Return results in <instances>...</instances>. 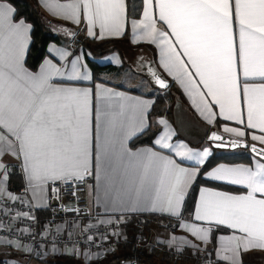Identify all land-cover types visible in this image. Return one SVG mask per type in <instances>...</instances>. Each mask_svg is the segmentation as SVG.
<instances>
[{"label": "snow or ice", "instance_id": "6c2138e0", "mask_svg": "<svg viewBox=\"0 0 264 264\" xmlns=\"http://www.w3.org/2000/svg\"><path fill=\"white\" fill-rule=\"evenodd\" d=\"M142 3L143 18L131 22L134 36L157 45L160 66L179 83L208 124L222 118L239 125L223 127V132L233 138L213 131L209 139L216 148L243 146L253 154L249 165L220 164L206 171V179L243 186L244 193L201 188L194 221L206 226L179 224L205 245L222 226L233 230L231 235L219 237L223 243L216 254L227 264H245V256L264 254V0ZM46 5L66 20L86 22L87 36L96 39L105 34L121 35L127 22L126 0H46ZM16 17L10 3L0 2V205L19 202L28 211H18L13 219L35 221L34 209L49 206V188L51 198L60 199L59 185L76 197L79 186L91 178L95 185H88L90 195L95 194L97 205L103 200L107 219H98L97 225L88 227H118L138 212H160L181 220L186 190L197 181L201 169L181 167L173 156L163 155L154 147L197 166L206 165L210 149L173 143L176 133L163 115L155 121L163 128L156 133L153 147H130V141L151 130L154 102L127 97L99 83L95 89L53 83L56 77L93 79L81 59L83 54L70 59L73 54L67 49L53 46L48 50L65 61L64 65L45 59L38 71H29L24 57L33 26L24 17ZM148 71L159 89L169 88L164 78L151 68ZM94 98L99 102L95 108ZM249 135L258 143H249ZM17 169L24 187L14 195L7 186ZM153 188L164 195L150 198ZM64 210L82 214L78 207ZM20 231L33 238L36 235L28 229ZM112 234L120 235L116 231ZM0 239L17 251L32 250L18 239ZM92 239L88 236L89 241ZM177 242V251L184 247L197 254L205 251L185 237L173 236L168 244L171 247ZM65 254L81 255L75 247Z\"/></svg>", "mask_w": 264, "mask_h": 264}, {"label": "crops", "instance_id": "0c3cea01", "mask_svg": "<svg viewBox=\"0 0 264 264\" xmlns=\"http://www.w3.org/2000/svg\"><path fill=\"white\" fill-rule=\"evenodd\" d=\"M37 1L42 11L45 13V15H47L48 17L52 19L75 26L76 28H78V33L84 34L91 44V45L88 43L85 44L84 42L78 43L76 42V38L72 40L65 38L59 41H50L48 43L47 54L43 58L40 65L45 61V59H52L53 63H55L57 66H62L66 63L65 61H60L58 57H54L52 54L49 53L48 51L49 48L54 46L55 48L67 49L69 52H71L73 55L70 57V59H75L77 55L83 54L81 56V59L83 63L87 66L88 71H90L93 75V79L91 81H68L66 79L56 77L54 78L53 83H57L65 87H81V88H93V89H95V85L99 83V84L105 85L108 88H113L118 92H123L126 94L127 97H130L133 99L139 98V99L151 100L155 104L157 95L164 94V92H166L168 89L167 90L159 89V86L155 84V78L148 71V69L151 68L158 75L164 78L167 83H168V80L170 82L172 81L173 86L175 87V89H173L172 91L170 98L165 100L164 106H166L167 108L158 113L151 112L152 128L156 129L157 132L163 128V126L158 127L155 123L157 118L163 115L166 119L170 121L172 129L176 133L172 141L173 143L184 142L189 147H192L193 149H196V150H202L204 147H208L211 151V154L214 152V150H217L219 152L231 151L227 149H221V148L214 147L211 143V140L206 138V132L208 128H214L224 133L223 127L225 125L229 127H237L239 125L235 124V122L233 121H225L222 118H219L216 123L210 125L199 115V113L195 110V108L193 107L191 103V98L184 92L183 88H181L179 83L176 82L172 77L168 76V74L160 66L159 64L160 53H159V48L157 47V45L151 42H148L146 40L137 39L134 36L133 30H132V24H131L132 20L134 19L128 20V17H127L125 29L121 35L109 36L105 34L104 38L96 39V38L87 36L86 22L82 21L80 24H76L73 21L66 20L62 18L61 16L56 15L53 11H51L46 5V0H37ZM0 2L10 3L14 7V5L7 0H0ZM57 2L58 3H69V2H72V0H57ZM155 15L158 17V10H155ZM142 18H143V11H142L141 17L137 18L136 20H139ZM28 23L31 24L30 22ZM159 26L161 25L158 23V27ZM95 31L99 33V26L96 27ZM31 33L32 31L29 34L28 50L30 48V44L32 40ZM28 50L24 57V66L29 71L36 72L39 70L40 65L37 70H32L26 64V57L28 54ZM93 50L95 51V53L92 52ZM99 52H101L102 54H99V55L96 54ZM87 57L94 59L96 62H98L99 64L103 66L102 68L96 71V74H94L93 70L91 69L88 63ZM115 61H119V63H116ZM68 67L70 68V65H68ZM97 103L99 102L94 98L93 100L94 108ZM252 131H255L256 134H259L258 130H252ZM224 134L231 136V134L229 133H224ZM155 138L156 136L154 137V139ZM248 140H250V135L248 137ZM142 147H153V144L140 145L136 148H142ZM154 150L162 152L163 155L173 156V158L176 159L177 163H180L181 167H185L189 169L196 168V167L201 168V166H197L192 161H181L179 157L174 156L173 153H170L166 149H160L159 146H155ZM250 162L232 163V162L221 161L215 164L214 166H212L209 170H211L212 168L220 164H225L228 166H237V165H249ZM203 176L206 178V172L204 173ZM20 180L23 185L22 177ZM215 182H219V181H215ZM219 183L227 184L225 182H219ZM88 185H95V181L91 178L87 181L86 193L91 201V204L98 211H100L101 214H103L105 219H107V217L104 215L103 200H101L100 204L97 205V203L95 202V194L90 195ZM192 186L189 189H187L185 193V200L182 205L183 215H182L181 220H178L176 217H173L167 214H161L160 212H138L136 214H147V215L152 214L153 216H156V218L158 219L165 220V223L167 224L165 225L163 229H161L162 233L155 237V239L158 242H161L163 244L165 243V245L169 246L168 241L173 236H175L176 238L185 237L189 240H192L195 243L200 244L201 248L205 250L199 253L200 259L205 257V254L207 253V256L211 258V262L213 264L215 260H219V257L217 256L216 251L217 249L221 247V244L223 243L219 240V237L222 235L223 236L231 235L233 230L229 229V231L218 232L217 237H216V243L212 245V242H210L207 245H205L202 241H197L191 235L190 232L179 227V224L195 222V223L200 224L201 226H206L205 222L194 221L195 206L199 202L201 188H210L215 191L228 192L233 195L242 194L246 190L243 188V186H240V185H232V186L242 189L239 191H235V190H230V189H225V188H221L218 186L210 185L207 183L202 184L197 192V198H196L193 212L188 216V214L184 213V205H185L186 198ZM7 187H8V191L13 193L14 195L16 194V190L12 189V185H10V181L8 182ZM29 195L31 197L32 193L30 192ZM100 195L101 197H103L102 191ZM157 195L163 196L164 193L163 191H161L160 193H157L155 191V188H153L149 193L150 198H153V199ZM33 202L38 203V200L33 201ZM47 204H48V201H47ZM40 208H47V207H40ZM118 218L119 217H117V219ZM153 232H155V230H153ZM171 247L177 248L178 242L173 243ZM47 248H50V249L48 250V254L46 258L52 255L66 253V252H62L61 250H59V247H56V246H47ZM80 253L81 255H75V256L86 262L90 260L94 261L98 257H100L98 256L97 258H94L93 256H89L84 251H81ZM84 254H87V255H84ZM0 255H1L0 259L17 258L15 257L17 255L25 256L28 258L26 253L17 251L14 247L7 246V244L3 240H0ZM17 259L21 260L20 258H17ZM244 259H245V264H264V254L252 253L250 255L245 256ZM219 261L227 264V262L225 261H222V260H219ZM38 264H44V263L38 262Z\"/></svg>", "mask_w": 264, "mask_h": 264}, {"label": "trees", "instance_id": "16d2710c", "mask_svg": "<svg viewBox=\"0 0 264 264\" xmlns=\"http://www.w3.org/2000/svg\"><path fill=\"white\" fill-rule=\"evenodd\" d=\"M11 2L17 12V19L24 17L25 20L30 22L33 26L31 33V44L26 57V64L32 70H37L43 58L47 54V45L50 41H59L65 39L64 37L57 34L60 30L56 24L55 19H52L45 15L42 11L37 0H7ZM128 5V20L140 18L143 11L142 0H126ZM46 18V20H45ZM76 42L85 44H90V41L85 37L84 34L78 33L76 37ZM91 45V44H90ZM90 48V47H89ZM88 48V49H89ZM91 49V48H90ZM92 50V49H91ZM92 52L95 53L93 50ZM96 54H102L101 52ZM88 63L93 70L94 74L96 71L103 66L96 62L94 59L87 57ZM170 83V84H169ZM169 88L164 94H158L156 97V102L151 110L152 113H158L165 110L167 107L164 106L165 100L169 99L172 90L175 89L173 82L168 80ZM156 129L151 128L147 133L138 136L134 140L130 141V147L136 148L140 145L152 144L154 137L156 136ZM251 141V140H249ZM252 160V154L248 149H238L231 150L227 152H219L214 150V152L208 158L206 165L201 166V173L197 181L193 184L184 205V213L188 216L193 212L198 189L202 184H210L218 186L225 189L239 191L241 188H237L230 184H223L215 181L206 179L203 175L212 166L221 161L226 162H250ZM21 175L19 170L15 171V174L10 177V185H12L13 190H17L19 187L24 186L21 183ZM38 212L41 218H44L48 213V208H38ZM156 218L152 214H133L128 219L126 224H123L127 236L121 238L114 251L101 255L96 260L83 261L75 255H68L65 253H60L56 255L49 256L44 259H40L41 263L44 264H117L123 259H133L136 258L145 264H155L158 257L167 262H175L176 264H202L203 260L208 259L205 257L200 259V254L195 253L191 248L184 247L182 251H177V248L169 247L161 242H157V245H153L148 242V237L144 236L142 230H140L139 222L142 219H152ZM148 232L150 228L148 223H146ZM220 231H229L225 227H221L218 231H214L212 237V245L216 243V237ZM139 234V235H138ZM211 254V252H210ZM219 260H215L213 264H217ZM219 264H226L219 261Z\"/></svg>", "mask_w": 264, "mask_h": 264}, {"label": "built area", "instance_id": "2783aa9c", "mask_svg": "<svg viewBox=\"0 0 264 264\" xmlns=\"http://www.w3.org/2000/svg\"><path fill=\"white\" fill-rule=\"evenodd\" d=\"M23 187H19L15 195H19L23 191ZM59 187L61 188L60 199L51 198V188H49L48 213L44 218H41L38 209H34L35 221L13 219L18 211H28L27 206L21 205L19 202L6 201V204L0 205V224L4 226L0 228V238L18 239L32 249L30 252H24L28 256L26 260L2 258L0 264H34L35 259L47 256L50 249L47 246L59 247L62 252L75 247L79 252L84 251L94 258L114 251L119 241V236L112 234L114 231L118 232L116 225L88 227L90 224L97 225L98 219L105 218L91 204L86 193L87 183L79 186L76 197H73L70 191L65 190L63 185H59ZM28 196L31 198L29 194ZM77 207L82 214L77 215L75 212L64 210V208ZM21 229H28L29 232L36 233V235L33 238L28 233H21ZM46 229L47 231H45ZM85 229L87 230L85 231ZM88 236H92L93 239L89 241ZM105 236L107 239L104 238ZM206 260L211 261V258L208 257ZM117 264L145 263L133 258L123 259Z\"/></svg>", "mask_w": 264, "mask_h": 264}, {"label": "rangeland", "instance_id": "374dc122", "mask_svg": "<svg viewBox=\"0 0 264 264\" xmlns=\"http://www.w3.org/2000/svg\"><path fill=\"white\" fill-rule=\"evenodd\" d=\"M146 223H148V225H149L150 232H148ZM139 224H140V230H142L141 232H143L144 236L148 237V242L149 243H152L153 245H157V242L158 241L155 239V237L162 233V230L161 229H163L167 223H165V220H161V219H158V218H152V219H149V220L142 219L139 222ZM116 229L120 233L119 240L121 238H125L127 236V232H126L123 224H121L118 227H116ZM153 230H155V232H153ZM15 257L20 258L21 260H26V258H27L25 256H18V255L15 256ZM41 259H44V258H41ZM38 262H41L39 258H37V259L34 260V264H38ZM102 264H106V263L105 262H102ZM155 264H176V263L175 262H167V261L162 260L160 257H158L156 259V261H155ZM187 264H189V263H187ZM202 264H212V262L211 261H208V260H203V263Z\"/></svg>", "mask_w": 264, "mask_h": 264}, {"label": "water", "instance_id": "95a60500", "mask_svg": "<svg viewBox=\"0 0 264 264\" xmlns=\"http://www.w3.org/2000/svg\"><path fill=\"white\" fill-rule=\"evenodd\" d=\"M45 20H46V18H45ZM55 24H56V26L60 29V30L57 32L58 35H60V36H62V37H64V38H67V39H71V40L77 37V35H78V28H76L75 26H72V25H70V24H68V23H64V22H61V21H55ZM66 33H74V35H69V34H66ZM213 131L217 132V134H222L223 136H225L226 139L233 138V137H231V136H229V135H226V134L222 133V132L219 131V130H216V129H214V128H208V129H207V132H206V138H207V139H209V137H210V135H211V133H212ZM209 140H210V139H209ZM248 142H249V143H258V142H252V141H249V140H248ZM211 143H212V145L215 147V142L211 141ZM242 148H243V149H248V148L243 147V146H241V147H239V148H230V147H226V148H221V149H227V150H238V149H242ZM248 150L250 151V149H248ZM250 152H251V151H250ZM251 154H252V153H251ZM252 155H253V154H252Z\"/></svg>", "mask_w": 264, "mask_h": 264}]
</instances>
